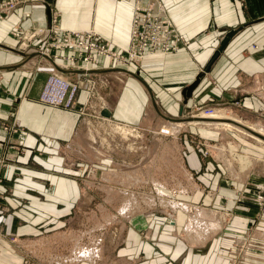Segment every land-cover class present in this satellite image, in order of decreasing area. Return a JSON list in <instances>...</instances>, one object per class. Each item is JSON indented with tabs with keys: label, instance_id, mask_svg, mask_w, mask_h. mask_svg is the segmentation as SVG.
<instances>
[{
	"label": "rangeland",
	"instance_id": "1",
	"mask_svg": "<svg viewBox=\"0 0 264 264\" xmlns=\"http://www.w3.org/2000/svg\"><path fill=\"white\" fill-rule=\"evenodd\" d=\"M97 1L84 0L78 5L87 13L83 30L62 26L60 17L52 24L51 20L41 24L38 20L28 19L26 25L23 22L27 19L23 18L10 30L15 41L13 48L26 56H34L26 59L20 55L22 65L19 69L29 75V86L35 79H42L37 103L74 112L76 116L74 132L63 133L45 156L55 159L50 169L54 175V192L58 189L65 195L54 196L53 216L45 220L38 214V221L30 232L13 233L6 224L18 209L13 205L18 201L27 204L26 200L12 195L14 181L6 179L7 170L17 165L16 159L22 152L17 143L23 129L17 119L22 95L15 92V80L0 71V95H4L5 101L8 98L7 104L0 100V110L4 109L7 115L1 118L3 113L0 111V236L7 243H2L0 250L7 248L16 255L17 260L12 264H264V189L258 191V186L264 183V145L236 130L188 123L210 108L225 109L227 115L240 118L246 126H264L263 116L247 115L240 102L234 105L210 103L208 106H189L187 103L182 115L187 120L180 121L184 123L176 129L171 122L178 121L169 123L158 116L150 99L144 102L138 99L135 108L133 105L129 108L127 101L121 99L124 82L129 79L124 73L126 70L140 73L146 59L172 55L178 50L153 54L142 61L136 59L128 65L103 60L100 66L88 64L92 67L88 71L83 67L88 53L77 54L67 48L57 52L56 44L64 42L67 36L49 32L34 34L36 29L37 32L40 29L48 31L57 26L68 31H90L96 33L103 44L109 43L114 50L122 51L129 45L130 38L119 48L113 38L95 29ZM49 3L56 7L55 0H49ZM91 6L92 11L88 12ZM21 7L17 6L18 9ZM73 7L72 1L67 2L65 13L70 16L65 19L82 13V10L73 11ZM57 13L60 15L58 10ZM130 19L131 30L132 16ZM116 25L114 21L113 29ZM15 27L21 29L19 34L14 32ZM186 40L188 44L185 47L181 44L180 49L189 45ZM122 54L128 56L127 52ZM74 58L75 63H70ZM55 59L61 68H66L64 71L60 72L54 66ZM111 68L124 72L103 73L104 69ZM96 69H101V73H95ZM53 78L69 84V93L73 95L68 105L55 106L42 101L41 96ZM135 95L138 96L136 92ZM120 102L122 108L133 110L134 123L103 114L110 106H119ZM140 105L144 107V113H148L144 123L152 126L150 131H144L138 125L142 122ZM158 124L164 126L158 131L153 130ZM78 129H82L79 137L75 133ZM3 146L12 149L5 151ZM234 154L249 157L250 165L243 168L234 159ZM30 166L50 171L37 160ZM170 201L180 206L174 208ZM184 207L187 209L183 210ZM149 212L173 219L171 214L177 213L182 219L179 236L191 245H188L191 254L183 250L173 259H148L142 243L145 228L142 231L136 229L134 235L127 233L131 218ZM157 221L153 219L152 224L159 226ZM208 230L211 234L205 243L189 242V232L200 236ZM84 250L95 251L93 262L81 256ZM199 250L202 251L197 252Z\"/></svg>",
	"mask_w": 264,
	"mask_h": 264
},
{
	"label": "crops",
	"instance_id": "2",
	"mask_svg": "<svg viewBox=\"0 0 264 264\" xmlns=\"http://www.w3.org/2000/svg\"><path fill=\"white\" fill-rule=\"evenodd\" d=\"M71 1L75 5L73 11L82 10V13H76L77 15L73 18L65 19V16H70L65 13L67 11L65 6ZM161 1L178 31L189 40V45L172 55L146 59L143 62V71L140 73L129 70L124 72L112 68L104 69L103 73L111 72L112 74L122 71L129 77L124 82L121 100H126L129 108L132 105L135 108L137 106L135 101L138 99L142 102L150 99L157 115L165 121L170 123V119L179 118L181 106L184 104L182 92L185 87L195 81L198 73L207 65L220 46L223 37L229 31L242 27L243 29L227 44L210 72L202 78L192 98L188 101V105H234L240 102L242 110L247 115L263 116L261 121L264 122V0ZM83 2L84 0H55L56 7L52 9L59 11L62 26L73 27L74 30L85 29L86 9L78 6ZM97 2L95 29L106 37L113 38L114 44L121 48L120 46L126 45L129 39L130 18L133 12L132 2L116 3L113 0H98ZM23 10H31L32 19L38 20L41 24L50 21L51 14L47 8L41 6L32 8L24 5L21 9L6 14L0 20V45L13 47L15 44L10 30L18 21H23ZM91 11L92 6L88 9V12ZM114 21L117 24V30L113 29ZM27 23H29L28 19L23 22L24 25ZM20 60L21 56L18 53L0 46V71L4 72L7 78L12 77L15 80V92L19 91L17 95H22L17 115L19 125L23 127L18 134L19 140L17 141L22 152L16 159L17 165L10 166L6 172V179L14 181L12 195L27 202L25 204L17 200L18 202L13 207L18 209L9 217L8 222L6 220V224H9V228H12V232L17 235L27 233L28 230L30 232L39 216H44L45 220L53 216L54 196L65 195L58 189L54 192V175L53 170L50 169L55 159H48L45 156L48 148L53 146V142L62 137L63 133L65 134L67 130L70 133L74 132L76 116L74 112L54 109L51 106L37 103L42 79H35L34 84L29 86L27 84L29 75L22 73L23 70L19 69ZM94 72L101 73V69H96ZM2 95H0V100L7 104L8 98L5 96L7 98L5 101ZM140 106L142 122L138 125L144 131H150L152 126L144 123V120L148 118V113H144V107ZM0 111L3 113L1 118H5L6 111L4 109ZM109 111L114 119H125L127 122L134 123L133 110L130 112L122 108L121 102L115 108L110 106ZM182 123L184 122L179 124ZM163 126L162 124L155 125L153 130L158 131ZM75 133L79 137L82 129H78ZM4 148L5 151L12 149ZM36 160L43 162L45 169L50 171H42V169L30 166ZM194 188L197 187L194 186ZM263 189L264 183L258 186V191ZM172 204L174 208L180 206L178 203ZM185 209L187 208L184 207L183 210ZM171 215L177 219L174 218L176 226L172 225L173 218L170 216L154 215L152 212L136 215L130 219L131 225L128 227L127 235L137 234L136 229L142 231L145 228L146 230L142 243L147 251L148 259L165 261L175 258L176 254H181L183 250H189V243L179 236L182 219L177 213ZM153 219L158 220L157 223L160 225L152 224ZM210 234V230L203 233L207 240ZM191 237L200 239L201 234L193 236L189 232L187 235L191 244L201 243L191 241ZM1 240L0 236V247L2 243L7 245L5 240ZM6 249L5 251L0 250V264L15 263L16 255ZM189 251L186 253L191 254ZM168 263L175 264V262Z\"/></svg>",
	"mask_w": 264,
	"mask_h": 264
},
{
	"label": "built area",
	"instance_id": "3",
	"mask_svg": "<svg viewBox=\"0 0 264 264\" xmlns=\"http://www.w3.org/2000/svg\"><path fill=\"white\" fill-rule=\"evenodd\" d=\"M125 2H133L132 12V27L129 33V45L122 51H116L109 43H102L98 35L90 31H68L63 30L59 26L51 29H40L35 35H46L54 33L55 35L67 36L64 42L56 44L57 52L62 49L74 50L78 54L85 52L89 56L85 58L83 67L91 69L88 64H97L100 66L102 61L115 62L119 65H128L133 60H144L146 57L157 53H168L180 49L182 44L185 47L188 41L175 29L173 22L167 15L165 7L161 0H119ZM31 5L32 7L41 6L49 8L51 14V24L59 19V15L54 11L49 3V0H4L0 1V17L3 18L6 14L18 9L17 6ZM21 7V8H22ZM19 8V9H21ZM31 11V10H30ZM23 10L22 16L25 19H32L31 12ZM16 30V31H15ZM20 28L14 29L18 34ZM37 32V33H36ZM102 41V42H101ZM127 52L128 56L122 53ZM56 60V59H55ZM70 58H67L69 61ZM73 60V59H71ZM70 63H75V58ZM69 65V64H67ZM96 65V66H97ZM70 66V65H69ZM88 67V68H87ZM95 67V66H94ZM73 94L69 93V84L60 78H53L49 82L41 99L44 103L53 104L55 106L64 104L68 105ZM214 112L213 108L207 109L203 113L211 114Z\"/></svg>",
	"mask_w": 264,
	"mask_h": 264
},
{
	"label": "bare ground",
	"instance_id": "4",
	"mask_svg": "<svg viewBox=\"0 0 264 264\" xmlns=\"http://www.w3.org/2000/svg\"><path fill=\"white\" fill-rule=\"evenodd\" d=\"M52 63L54 64V66L57 69H58V67L62 71H64L66 69V68H64V69L61 68L58 65L59 63L57 64L56 60L53 61ZM60 65H62V64H60ZM66 66H68V65H66ZM67 68H69V67H67ZM61 70H60V72H61ZM88 71H90V69ZM227 113H226V110L225 109L222 110L221 108L220 109L217 108L211 114H207V113H203L202 112L198 116H194V118H196V120H193V122H190L191 120H189L188 123H194L196 125L206 126L207 128L208 127H218V126H222V127H225V128H229V129H232V130H236V131H238L240 133H243L245 135H249L256 143H258L260 145H264V139H263V137H264V127L263 126H261L259 124H253V125L246 126V125L243 124V121L240 118H238V117H236L234 115H227ZM204 119H214V120H210L209 121V120H204ZM232 121H233V123L235 122V123L243 126L244 129L241 128V127H238V126L234 125L232 123ZM179 123H172L171 122V124L176 129H180V127L183 124V123L182 124H179ZM163 130H165V129H163ZM233 148H234V146H233ZM233 156H234V159L237 160L241 164V166H243V168H246L251 163L250 158L249 157H246L244 155L234 154ZM194 219H196L198 221L197 218H194ZM172 225L173 226H176L177 225L175 219L172 220ZM201 235H202V237L200 239H199V237L198 238L197 237H191L190 240L191 241H198V242L204 243L207 240V238H206L205 235H203V234H201ZM81 253H82V255H81L82 257H86L87 259L91 260L92 262H93L92 259L96 256L95 251L92 253L89 250L88 251L87 250H84Z\"/></svg>",
	"mask_w": 264,
	"mask_h": 264
},
{
	"label": "water",
	"instance_id": "5",
	"mask_svg": "<svg viewBox=\"0 0 264 264\" xmlns=\"http://www.w3.org/2000/svg\"><path fill=\"white\" fill-rule=\"evenodd\" d=\"M49 10V8H48ZM50 13V11H49ZM243 28H239V29H234L229 31L222 39L220 46L218 47V49L215 51V53L212 55L210 61L207 63V65L202 69V71L200 73H198V75L196 76V79L193 83H191L190 85L186 86L185 89L183 90L182 94L184 97V104L181 106L180 109V114H179V118L177 119H170L171 121H183V120H187L184 117H182L183 115V110H184V106L188 103V101L192 98L193 96V92L194 90L199 86L202 78L210 72L211 67L213 66V64L215 63V61L218 59V57L221 55V53H223L224 49L226 48L227 44L230 42V40L239 32L241 31ZM2 48L7 49L9 51H13L18 53L21 56L26 57V59H31L32 57H34L33 55H29L26 56L24 52L17 50L13 47H8L6 45H0ZM22 64H20L19 66H21ZM59 70H61L60 68H58ZM62 71V70H61ZM104 115H106L107 117L111 116L110 111L106 110L103 112ZM235 123V122H234ZM237 124V123H236ZM239 125V124H238ZM264 139V137H263Z\"/></svg>",
	"mask_w": 264,
	"mask_h": 264
}]
</instances>
